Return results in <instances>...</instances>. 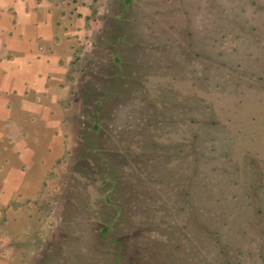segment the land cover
Listing matches in <instances>:
<instances>
[{"label": "rangeland", "instance_id": "obj_1", "mask_svg": "<svg viewBox=\"0 0 264 264\" xmlns=\"http://www.w3.org/2000/svg\"><path fill=\"white\" fill-rule=\"evenodd\" d=\"M16 1L0 4L14 8ZM174 1H18L20 13L32 9L26 25L43 22L53 32L27 45L30 65L14 43L8 60L15 61L0 63L23 67L8 81V69L0 68V264H264V0L245 2L253 21L243 62L249 75H235L247 80L233 95L234 107L248 115L245 140L253 155L238 151L241 160L231 168L245 171L234 190L240 204L249 194L257 211L259 195L262 214L224 232L228 257L214 241L200 177L191 183L180 171L178 184L168 182L176 166L172 146L181 138L143 114L154 104L166 111L171 101L169 84L155 79V53L169 45L166 39H173L178 60L189 43L199 50V1L189 10L193 42ZM15 19L7 15L6 23ZM160 174L168 181L154 178Z\"/></svg>", "mask_w": 264, "mask_h": 264}, {"label": "trees", "instance_id": "obj_2", "mask_svg": "<svg viewBox=\"0 0 264 264\" xmlns=\"http://www.w3.org/2000/svg\"><path fill=\"white\" fill-rule=\"evenodd\" d=\"M198 1L199 14L202 16L199 50L192 49L195 42L189 43L183 48V59L178 60L173 39H166L169 45L164 50L159 48L155 53L159 60L155 79H165L161 85L169 84L165 87L170 91L171 101L166 105V111L162 110V105L154 104L149 111L145 109L143 114L151 121L162 120L158 123L167 125L173 130L169 133H174L176 139L182 140L172 146V158L176 166L171 169L174 174L167 175L170 181L167 177H161V174L154 178L178 184L175 178L180 171L186 173L191 183L194 176L200 177L202 200L210 205L206 213L212 215L216 231L214 241L219 254L228 257L232 244L229 245L224 239L225 233H235L237 224L240 228L241 224L248 223L253 213L259 217L262 214L258 204L259 195L253 198L257 201V211L251 208L249 200L252 196L249 194H243L244 205L240 204V195H235L234 190L240 186L237 178H240L241 172L245 175V171L239 168L233 174L231 169L234 168V162L241 160L237 156L238 151L245 152L249 157L253 155L252 151L247 150L245 140L249 135L248 115L245 109L235 108L233 103V95L240 94L241 88L245 87L241 79L247 80L249 75V63L244 67L243 62L246 60L244 55L249 46L246 45L247 37L253 21L246 14L245 2L248 0ZM198 1H174L191 27L187 36L189 42L195 37L194 25L189 19L193 14L189 10L192 11L194 2L198 4ZM236 3L239 5L235 10ZM194 16L197 14L194 13ZM254 19L258 21V18ZM171 28L178 29L174 24ZM250 31L254 34L257 28L253 27ZM236 39L243 41L242 47L233 44ZM156 43L161 46L158 41ZM235 63L237 67L232 66ZM164 71H168V74ZM235 75L247 77L236 80ZM245 155L242 158L246 163L250 159L245 158ZM179 160L183 161V166ZM194 164L198 166L196 172L193 170ZM250 189H253L252 186ZM186 195L190 202L192 193ZM246 200L249 203L246 204ZM238 251L242 253L243 248Z\"/></svg>", "mask_w": 264, "mask_h": 264}, {"label": "crops", "instance_id": "obj_3", "mask_svg": "<svg viewBox=\"0 0 264 264\" xmlns=\"http://www.w3.org/2000/svg\"><path fill=\"white\" fill-rule=\"evenodd\" d=\"M18 1L19 0L16 1L14 8L12 5H10L8 8L7 7L5 8V7H2V5L0 4V48L4 49L3 53H2L4 60L3 59L0 60V63H13L15 61V60H12V61L8 60L11 58V56H10L11 55L10 54L11 53V47L9 50V46L10 45L12 46V44L14 43L15 46H13V47L17 51L20 50V47L25 48L24 54H25L26 59H27V62L25 61L26 62L25 65L27 64V66H28V65H30V63L28 64V61H29L28 54L30 52H26L27 48L29 47L27 45L34 43L39 36L43 39V37H44L43 35L52 33L53 29L51 30L49 25L46 23H43V22H39V23L36 22V23H34V26L32 25V27H31V25H26L24 23L26 21L25 19L29 15V13L31 12L32 9H30V11H29L27 8H25L24 12L20 13L18 10V7H17ZM12 9L15 11V13H12ZM16 12H18V13H16ZM7 15H11L13 17H16L15 23H13V25L11 24V26H9V24L6 23ZM30 16H31V14H30ZM43 24H46L47 26L46 25L43 26ZM42 26L48 28L49 32L44 31ZM31 33H33V35ZM35 34H37L38 36H35ZM2 61H4V62H2ZM41 61H40V63H42ZM48 64L49 63H47V62H45V63L43 62V65L46 67L48 66ZM11 66L12 65H9L8 68L6 67V65L0 66V68H2V70H4V71H6V69H8L9 73L4 75V79L7 81L10 80L12 76L18 77L21 74L20 72L23 70V67L21 69V66H18V64L14 65L12 70L9 69ZM50 68H52V67H50ZM28 69L29 68H26V66H25V70H28Z\"/></svg>", "mask_w": 264, "mask_h": 264}]
</instances>
